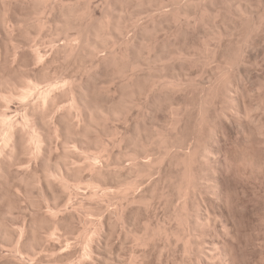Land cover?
Wrapping results in <instances>:
<instances>
[{"label":"clouds","instance_id":"clouds-1","mask_svg":"<svg viewBox=\"0 0 264 264\" xmlns=\"http://www.w3.org/2000/svg\"><path fill=\"white\" fill-rule=\"evenodd\" d=\"M0 264H264V0H0Z\"/></svg>","mask_w":264,"mask_h":264}]
</instances>
